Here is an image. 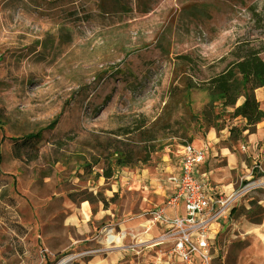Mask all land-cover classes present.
Masks as SVG:
<instances>
[{
    "label": "rangeland",
    "instance_id": "rangeland-1",
    "mask_svg": "<svg viewBox=\"0 0 264 264\" xmlns=\"http://www.w3.org/2000/svg\"><path fill=\"white\" fill-rule=\"evenodd\" d=\"M237 41L256 47L264 41V0H0V235L15 245L7 230L16 221L12 214L26 219L29 208L60 193L74 192V202L86 201L92 210L101 204L122 221L149 211L163 157L188 142L174 136L178 125L154 141L161 148L146 163L129 168V184H115L119 176H97L102 158L123 141L117 133L127 124L153 121L166 103L172 120L188 118L183 109L174 110L178 97L169 96L177 83L172 82L176 56L191 57L183 79L199 82L223 68L219 59ZM260 56L264 60V51ZM255 95L264 108V88ZM191 99L199 112L206 91L193 90ZM227 113L221 120L229 131ZM53 119L55 127L44 130L33 146L12 141ZM195 121L190 118L193 138L210 129ZM254 169L257 181L264 175ZM262 192L264 185H257L244 195ZM57 198L51 206L61 214ZM103 229L97 244L84 239L78 251L57 255L49 264L64 257H70L66 264L76 257L86 260V251L102 246Z\"/></svg>",
    "mask_w": 264,
    "mask_h": 264
},
{
    "label": "crops",
    "instance_id": "crops-1",
    "mask_svg": "<svg viewBox=\"0 0 264 264\" xmlns=\"http://www.w3.org/2000/svg\"><path fill=\"white\" fill-rule=\"evenodd\" d=\"M228 138L229 131L225 128L219 131L210 128L204 135L192 140L193 145L204 150V160L194 170L196 176L226 195L239 189L244 180L253 178L255 167L259 168L260 175H264V120L256 124L253 132L244 131L242 140L230 142ZM182 151L180 146L176 152L163 157L161 182L155 184L150 195L149 211L163 205L172 193L167 175L178 170ZM131 173L133 169L129 168L115 172L114 176H119V182L115 184H129ZM141 182L143 185L148 183L143 179ZM116 188L113 185L110 191H116ZM255 194L256 197L252 193L241 196L230 212L211 226L215 245L210 264H264V192ZM56 198L61 214L54 212L51 206ZM253 203H258L262 208L258 222L244 214L252 208ZM149 211L122 221V216H116L113 210L101 204L92 210L86 201L77 204L65 193L56 194L54 198L49 197L34 208H29L26 219L22 215L12 214L16 221L13 219L7 230L17 239V243L10 244L0 235V264H49L57 255L75 249L78 251L84 239L97 244L95 237L103 227L112 228L115 234L123 235L119 243L117 241L116 246L106 251L89 253L86 260L76 257L74 264H199L179 261L168 250V244L158 241L163 228L150 222ZM166 211L170 215H182L183 207L178 205Z\"/></svg>",
    "mask_w": 264,
    "mask_h": 264
},
{
    "label": "trees",
    "instance_id": "trees-1",
    "mask_svg": "<svg viewBox=\"0 0 264 264\" xmlns=\"http://www.w3.org/2000/svg\"><path fill=\"white\" fill-rule=\"evenodd\" d=\"M262 51H264V41L257 47L248 41H237L233 48L219 59L225 62L223 68L199 82L187 79V77L183 79L184 76H188L185 66L192 62L191 57L186 54L176 56V63L172 69V82L176 80L177 83L182 82V84L172 85L169 96L172 99L175 96L178 97L173 102L174 110L183 109L188 118L172 120L171 112L167 111L169 103H166L163 111L168 112L167 116L162 112L151 122L146 119L130 122L121 132L117 133V135L124 136V139L119 145L112 146L113 148L102 158L104 165L100 173L96 175L109 178L115 174V169L131 168L138 163H146L151 154L161 148L157 147L154 141L159 142L165 138L167 130L173 127V123L178 125L174 131L175 134L180 131L179 135L174 136L186 137L190 142L193 139L190 118L195 119V122L200 121L199 125H206L219 131L226 125L225 119L221 120L222 113L226 111L228 112L229 136L232 140L242 139L244 131L253 132L256 124L264 120V108H261L255 95L256 89L264 87V60L260 56ZM182 75L183 77H179ZM196 89L206 91L207 98L199 112H194L192 108L191 93ZM239 100L241 102L238 103ZM217 106L220 111L215 110ZM218 120L221 121L218 123ZM57 122L58 119H53L44 129L15 137L12 141L15 144L19 142L18 147L33 146L34 142L40 139L42 132L53 129ZM83 167L87 168L88 165L85 163ZM76 195L74 192L68 193L73 201L77 200ZM89 198L90 196H87L82 200ZM97 200L101 201L104 206L106 205L103 197ZM261 213L262 208L255 206L254 209L251 208L244 214L250 220L258 222Z\"/></svg>",
    "mask_w": 264,
    "mask_h": 264
},
{
    "label": "built area",
    "instance_id": "built-area-1",
    "mask_svg": "<svg viewBox=\"0 0 264 264\" xmlns=\"http://www.w3.org/2000/svg\"><path fill=\"white\" fill-rule=\"evenodd\" d=\"M178 170L167 175L172 186V193L164 204L154 208L147 214L152 224H159L163 232L158 241L169 245V251L184 263L198 262L210 264L213 258L214 237L211 226L225 217L236 205L241 196L257 185H264V176L257 181L247 182L230 194H223L208 185L207 181L198 178L195 167L204 160V150L192 142L182 145ZM257 183V184H254ZM182 205V215H170L168 208ZM104 238H99L102 246L90 251L103 252L116 246L123 235L115 234L112 228L102 230Z\"/></svg>",
    "mask_w": 264,
    "mask_h": 264
},
{
    "label": "bare ground",
    "instance_id": "bare-ground-1",
    "mask_svg": "<svg viewBox=\"0 0 264 264\" xmlns=\"http://www.w3.org/2000/svg\"><path fill=\"white\" fill-rule=\"evenodd\" d=\"M254 184H257V183H254ZM69 259H70V257H64L61 260H59L56 264H63L64 262H66Z\"/></svg>",
    "mask_w": 264,
    "mask_h": 264
}]
</instances>
